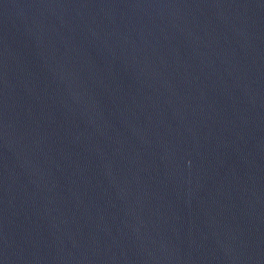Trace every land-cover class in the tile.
I'll return each instance as SVG.
<instances>
[{
	"label": "water",
	"instance_id": "water-1",
	"mask_svg": "<svg viewBox=\"0 0 264 264\" xmlns=\"http://www.w3.org/2000/svg\"><path fill=\"white\" fill-rule=\"evenodd\" d=\"M0 264H264V0H0Z\"/></svg>",
	"mask_w": 264,
	"mask_h": 264
}]
</instances>
